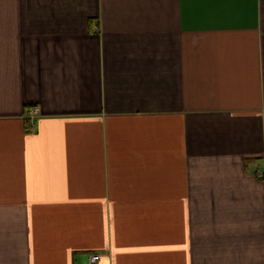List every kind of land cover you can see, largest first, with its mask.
I'll use <instances>...</instances> for the list:
<instances>
[{
  "label": "crops",
  "instance_id": "obj_1",
  "mask_svg": "<svg viewBox=\"0 0 264 264\" xmlns=\"http://www.w3.org/2000/svg\"><path fill=\"white\" fill-rule=\"evenodd\" d=\"M92 252L264 264V0H0V264Z\"/></svg>",
  "mask_w": 264,
  "mask_h": 264
},
{
  "label": "built area",
  "instance_id": "obj_2",
  "mask_svg": "<svg viewBox=\"0 0 264 264\" xmlns=\"http://www.w3.org/2000/svg\"><path fill=\"white\" fill-rule=\"evenodd\" d=\"M38 113L37 107H31L28 110V117L32 120ZM100 253L92 252L87 255L86 261L84 264H96L97 261L100 259Z\"/></svg>",
  "mask_w": 264,
  "mask_h": 264
}]
</instances>
